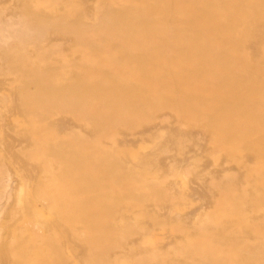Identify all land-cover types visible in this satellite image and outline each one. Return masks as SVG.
Segmentation results:
<instances>
[{
	"label": "rangeland",
	"instance_id": "374dc122",
	"mask_svg": "<svg viewBox=\"0 0 264 264\" xmlns=\"http://www.w3.org/2000/svg\"><path fill=\"white\" fill-rule=\"evenodd\" d=\"M0 264H264V0H0Z\"/></svg>",
	"mask_w": 264,
	"mask_h": 264
},
{
	"label": "bare ground",
	"instance_id": "6f19581e",
	"mask_svg": "<svg viewBox=\"0 0 264 264\" xmlns=\"http://www.w3.org/2000/svg\"><path fill=\"white\" fill-rule=\"evenodd\" d=\"M45 202V201H44Z\"/></svg>",
	"mask_w": 264,
	"mask_h": 264
}]
</instances>
